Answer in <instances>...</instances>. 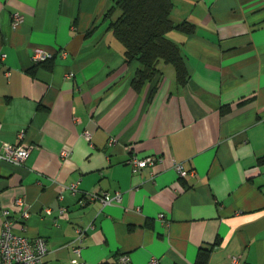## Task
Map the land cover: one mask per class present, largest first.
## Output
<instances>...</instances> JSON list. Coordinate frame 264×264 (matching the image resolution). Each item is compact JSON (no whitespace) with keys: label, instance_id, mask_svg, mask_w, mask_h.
Wrapping results in <instances>:
<instances>
[{"label":"crops","instance_id":"1","mask_svg":"<svg viewBox=\"0 0 264 264\" xmlns=\"http://www.w3.org/2000/svg\"><path fill=\"white\" fill-rule=\"evenodd\" d=\"M113 2L0 0V152L23 129L32 144L22 165L0 160V235L9 208L17 231L47 238L42 264H72L79 227L80 264H197L201 248L207 264H264V0H174L196 25L169 32L190 79L165 64L140 90ZM38 46L54 56L33 62ZM133 151L163 160L135 171ZM101 190L124 196H87Z\"/></svg>","mask_w":264,"mask_h":264},{"label":"trees","instance_id":"2","mask_svg":"<svg viewBox=\"0 0 264 264\" xmlns=\"http://www.w3.org/2000/svg\"><path fill=\"white\" fill-rule=\"evenodd\" d=\"M173 7L174 0H114L105 13L125 59L139 63L132 80L137 90L160 75L165 64L174 66L179 84L185 85L190 79L182 46L169 32L176 29L189 34L196 30V25L189 19L176 20ZM209 249H200L197 264L208 263Z\"/></svg>","mask_w":264,"mask_h":264},{"label":"built area","instance_id":"3","mask_svg":"<svg viewBox=\"0 0 264 264\" xmlns=\"http://www.w3.org/2000/svg\"><path fill=\"white\" fill-rule=\"evenodd\" d=\"M22 15L16 13L14 15L15 22H21ZM54 56V52L44 47L38 46L35 48L31 58L33 62L39 63ZM87 137H90L88 130L84 131ZM20 141L18 143L6 142L3 145V149L0 152V160H5L17 165H22L32 147V144L25 139V130L19 132ZM118 141L117 137H111L109 144L114 145ZM129 150L134 149L133 144L127 145ZM62 154L67 156L70 154V150L66 149L62 151ZM163 160V156L160 154H149L146 156H139L135 151L129 157L127 162L132 165L133 170L137 171L147 165H154L156 162ZM174 167L178 171L180 176L187 174L182 161L174 160ZM78 181L70 183L67 187L73 191L78 188ZM87 196L91 199L99 198L104 204L120 202L123 199L124 192L122 190H101L89 192ZM16 204H22L23 199L21 197L16 199ZM50 212V209H47ZM28 212L23 213V218H26ZM3 224L0 235V264H42L45 255L49 251L47 238L43 235H37L30 237L27 234L17 231L15 223L10 216V209H3ZM86 232V228H77L78 244L75 245L74 250L78 254L77 257L71 259L72 264H80L79 256L82 253V241ZM123 264H132L127 255L122 257ZM237 262V261H236ZM148 264H161L159 259L152 257Z\"/></svg>","mask_w":264,"mask_h":264}]
</instances>
